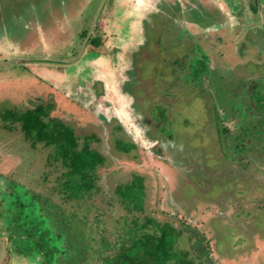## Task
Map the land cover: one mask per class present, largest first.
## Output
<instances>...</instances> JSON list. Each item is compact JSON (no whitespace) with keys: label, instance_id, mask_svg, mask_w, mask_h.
I'll list each match as a JSON object with an SVG mask.
<instances>
[{"label":"flooded vegetation","instance_id":"1","mask_svg":"<svg viewBox=\"0 0 264 264\" xmlns=\"http://www.w3.org/2000/svg\"><path fill=\"white\" fill-rule=\"evenodd\" d=\"M19 1L25 3L29 1L36 7L41 6L37 0ZM65 1H52V6L58 9L70 3L67 0L66 4ZM82 1L85 4L92 0H79L80 6L83 5ZM215 1L219 5L217 9L219 13L225 12L227 15L225 9L230 10L231 13L227 16L230 17L229 19H235L241 3L236 0ZM192 3V0H98L99 11L97 12L98 8L95 9V12L89 16L90 22L87 23L88 19L87 24L80 32L78 31L80 34L78 41L71 39L70 48L59 57L49 53L51 46L47 42L56 38L55 27L60 29L62 26L60 17L55 19L52 15L51 7L44 9L41 16L36 15L34 22L33 19L29 20L30 17L24 14L23 9L13 13L14 21H8L2 12L0 72L4 71L7 65L15 64L28 79L23 82L27 89L24 95H20L22 98L17 103H21L19 108L1 113L0 118V238L5 246V251L0 246V257L3 256L0 264H92L94 262H91V258L95 256L94 253L99 254L97 264H104V257L113 251L112 246L115 243L119 245L121 241L127 239L125 232L124 235L119 233L118 239L115 237L111 240L104 229L99 230L95 226L99 218H95L93 227L86 217L87 214L82 216L75 209L77 204H82L83 207H87V212L93 207L94 202L92 203L91 200L102 189L99 184L98 169L107 162L108 158L92 144L101 138L95 132L78 135L73 123L67 122L62 114H52L56 107L61 105L64 108L63 112L66 110L68 115L90 118L89 123L92 126L93 118L96 117L101 123L108 124L111 120L102 112L104 108L106 109L104 103H100L104 100L118 103V107L112 109L116 113L114 117L118 119L112 129L123 131L124 125L132 128L130 133H133V140L128 141L120 136L114 138L117 152L128 154L143 142L142 139H138L141 134L137 123L144 135L154 143L150 146V151L158 170L157 172L152 170V175H148L155 177L157 184L155 190L160 191L161 197L166 202L170 196V201L175 204L171 216L178 218L179 215L181 223L177 226L170 220L159 221L152 216L142 217L137 214L145 210L148 199L147 175L137 172L132 173L131 179L118 182L114 188L117 201L127 210L133 211V219L142 220L141 227L155 221L161 227L171 228L176 247L187 253L188 262L191 264L204 262V264H264V68L256 69L250 66V62H255L252 60L255 53L249 54L244 50L243 43L251 33L255 32L261 46L260 50L264 52V41L259 42L261 34L258 31L263 30L264 25L260 24L257 16L254 20L257 22L253 27L248 28L235 44L230 39L239 35L236 34L240 27L236 28L237 25L235 26L228 18L227 21L218 23L213 22L214 19L211 18L212 23L208 22L204 19L208 15L201 11V6L192 7L194 5ZM249 8L258 15L261 9L264 10V0H249ZM66 12L65 18L69 17L68 14L71 17L69 10ZM25 18L26 26L34 28L35 38L32 43L23 47L15 34L11 33L22 32L23 26H20V20L24 21ZM168 24L174 25V29L168 31L172 33L170 35L166 33L169 29ZM124 28L129 32L128 40L125 39L127 32L123 33ZM151 30L156 34V42L154 41L156 45L160 46V40L164 36H171L175 37L173 42H177L185 50L173 58L169 89L180 87L182 82L187 84L197 82L200 88L203 86L210 90L211 99L213 96L219 101L217 125L232 155L230 167L235 172L229 174L228 178L236 185H240L239 193L223 198V193L226 191L223 186L220 197L216 195L215 199L210 201H213L212 203L201 205L200 201L194 198L195 208L185 204L180 198L172 197L169 191L172 179L170 172L171 166L176 161L168 152L170 145L164 147L153 131L157 125L156 119L147 120V113L151 111L150 107L153 103H150L146 109L141 107L143 96L137 93L134 85L141 82L138 64L137 68L128 70L123 85L119 82L120 92L129 96L131 104L128 105L136 118L134 123L125 120L127 100L119 96V89L117 91L116 88L117 67L121 56L129 52V45H133L136 49L138 43H142ZM120 33L123 35L121 36ZM36 41H39V44ZM41 44L45 47L41 49L40 55L31 56L35 47H41ZM232 48L238 55L236 62L241 61L245 65L242 69L243 74L233 81L235 82L233 87L225 89L222 86L217 93L215 90L213 93L211 80L215 77V73L221 75L220 83L223 84L225 77L227 81L229 80L227 72H231V67H234L232 64L217 68L218 62L216 63L213 56L214 50L215 53H221L222 50L230 51ZM219 69H222V72H219ZM156 79L151 83V88L148 87L153 92L155 102L166 98L161 94L164 83L160 73ZM5 84V79L0 77V86ZM190 86L188 85V88ZM93 89L98 91L97 97ZM32 93L37 94V99L31 100L32 106L24 107V98L31 99ZM42 95L44 100L41 99ZM93 97L99 100L95 106L92 105ZM157 106L160 107L157 114L164 118L168 117L169 105L158 103ZM81 107H86L87 111ZM28 115L33 116V121L43 120L45 127L41 128L40 125L34 124L28 128L25 125ZM55 124L58 126L62 124L73 133L77 138L79 149L87 147L85 151L92 152L90 156L87 153L89 157L84 158L92 163V168L78 171L74 167L72 160L74 154L69 152L67 145H63L67 143L65 138L62 137L63 140H60L55 135L60 130ZM55 138L59 139L57 141L60 143L56 142ZM160 181H163L162 184ZM137 182H140V188L146 193L145 201L141 202L143 205L133 203L134 198L128 199V196L123 195L124 186L130 189ZM107 203L110 204L111 201ZM204 206L205 213L202 214ZM95 208L100 210L97 206ZM241 209L238 214L237 211ZM235 213L246 219V224L238 227L237 238L248 239L243 243H236L241 246V250L235 254L227 247V249L222 248V241L218 239L217 231L213 228L214 247L217 246L219 252L217 253L215 249L213 256L209 251L211 240L200 232L199 227L193 228L192 233L197 234L195 237L184 233L185 230L192 228L190 223L191 220H196V215L207 217L208 214H212L210 219H213V222L219 221L221 225H227L231 224V221L233 223L232 217ZM125 218L126 216L122 221ZM147 229L153 231L150 227ZM32 230L42 235V242L45 241L46 245L42 244L41 247L36 245ZM188 243L197 252L186 248ZM89 252L92 254L89 255ZM222 254L226 257L221 256Z\"/></svg>","mask_w":264,"mask_h":264},{"label":"rangeland","instance_id":"2","mask_svg":"<svg viewBox=\"0 0 264 264\" xmlns=\"http://www.w3.org/2000/svg\"><path fill=\"white\" fill-rule=\"evenodd\" d=\"M37 1L41 6L36 7L33 4H30L29 1L25 3L19 0H0V15L3 12L8 21H14V18L12 17L13 13H17V10L23 9L24 14L26 13V15L30 17L29 20L33 19L34 22L36 15L41 16V12L44 11V9H49V7H51L52 15L55 17V19L60 17L59 19L62 22L60 29L55 27V29H57L56 38H54L52 41H47L51 46L49 47V53H51L54 57L62 56L66 49L70 48V43L72 40L75 42L78 41L80 38L78 31L80 32L83 26L90 22L89 16L95 12V9L98 8L97 12L100 9V6H98V0H92L89 3L86 2L85 4L83 3L84 1H82L81 3H83V5L81 4V6L79 5V0H68V2H70L69 4H67L66 0V6L68 7L63 5V7L58 9L53 8L52 1L57 2L61 0ZM192 1V4H194L192 7L201 6V11L203 13L206 12L204 14H207L208 16H206L204 19H206L208 22L211 21V18L214 19L213 22L215 23L223 22L225 20L227 21L230 18L227 16L229 13H231L230 10L225 9L227 11V15L225 12L219 13V11H217V9H219V5H217L218 3L215 0ZM228 1L231 2L230 0ZM236 2L241 3L239 11H237L238 14L236 13L237 17L235 16V19H229L235 24V26L237 25L236 28H241L240 30H237L236 35H239L235 36L234 39L233 37L230 39L231 42H234L235 44L237 41H239L240 37L243 36V33H245L248 28L253 27V25L257 22H254V20L257 19V16H259L258 21L260 24L264 25V10L261 9L260 13L257 15L254 14L251 8H249V0H236ZM100 4H102V1H100ZM68 10L69 13H71V17L68 14L69 17L65 18V12ZM26 21V18L24 21L20 20V26H23L22 32L13 31L11 33L15 34V37L17 40H20V44L23 47L32 43V40L35 38L33 32L34 28L29 25L26 26ZM32 24L34 27H36L34 23ZM103 25L104 24L101 23V26ZM168 25L169 29L166 33L170 35L172 33H169L168 31L170 29L172 31L174 29V25ZM263 30H258L261 34L259 42L264 41ZM124 32H127V37L125 39L128 40L130 37L128 34L129 32L128 30H125V28L123 33ZM120 35L122 36L123 34L120 33ZM155 37L156 34L152 30L148 31L147 38L142 40V43H138V46L136 47L137 51H135L136 49L133 45H129V52L120 58V62L117 67L118 79L116 88L117 91L119 89V96L121 95L122 98H125V101L127 100L125 102L127 104L125 109V120L130 123H134L136 118L135 114L129 107L131 104L129 96L126 93L120 92L119 82L120 85H123L127 77L126 73L128 70L137 68L138 64L140 67L138 68V75H140L139 80H141V82L135 83L134 85L137 88V93H140L143 96L141 107L146 109L147 106L149 107L150 103H153L150 107L151 111L149 110L150 113L146 110L148 112L147 120L150 121L152 118L156 119L157 125H155L156 127H154L153 131L156 133L164 147L168 144L170 145L171 148L168 150V152L171 154L172 159L176 161V163L171 166L172 169L170 172V176L173 180L171 179L169 191H171L172 197L174 199L180 198L185 204L193 206L194 198L199 200L201 205H204L209 203L212 199H215L216 195H218L217 197H220L224 187L226 191L223 193V198L227 197L228 195H235L236 193H239L238 188L240 185H236L232 179L229 180L228 178V176H230L229 174L235 172H233L232 167H230L232 155L230 154L223 139V135L221 132H219V126L217 125V110L219 109V101L214 99L213 96L211 99L210 90H208L206 87L203 88V86L200 88L197 82V85L195 82L189 84L182 82L183 84H181L180 87L169 89L171 83L170 75L172 74V62L174 61L173 58H176L178 54H181L182 51L185 50L180 45H178L177 42H173V38L175 37L164 36L160 40V46L154 43ZM257 38L258 36L255 32L251 33L243 42L245 46L244 50H246L249 54L255 53L252 58V60L255 62H250V66L256 69H263L264 59L261 60V57H263L264 52H261V46L259 45ZM36 42L39 44V41ZM44 47L45 46L42 44L41 47L36 46L34 52L31 53V56L34 54L40 55V51ZM187 51L190 52V50ZM213 56L216 59V63L218 62L217 68H221L223 66L227 67L234 64V67H231V72H227L229 80L227 81L226 77L224 76L225 79L222 81L223 84L220 83L222 80L221 75L219 73L216 75L214 72L215 77L211 80V85L213 87V93L214 90L217 93L219 88H222V86H224L225 89L230 86L233 87L235 83L233 81L243 74L242 69L245 65H243L241 61L236 62L238 55L233 50V48L230 49V51L222 50L221 53H215L214 50ZM20 71L21 70L18 69L15 64H11L7 65L4 71L0 72V77L6 81L5 85L0 86V118L1 113L8 112L7 110L12 108H19V105H21V103H17L22 98L20 95H24L27 89V86L25 87V83L23 82H25L28 78L26 74H22ZM220 71L222 72V69H219V72ZM159 73L161 74V80H163L164 83V89L161 91L163 93L161 94L165 95L166 98L155 102L156 99L153 97V92H151L149 88H151V83L157 80L156 78L159 76ZM184 81L186 80L184 79ZM145 85L147 87H145ZM188 85L191 86L188 88ZM93 90L97 97L99 95L98 91H96V89ZM30 97L31 99H28L29 97L24 98V107L31 105V103H33L31 100L37 99V94L32 93L30 94ZM41 99L44 100V95H42ZM93 100V106H95V103H99V100L94 97ZM100 103H104V107L107 109L106 110L104 108L102 112L106 114V117L108 116L110 118L111 121H109L108 124L101 123L98 117H96L93 118L94 122L92 126L91 123H89L90 118L84 119L82 118V115H68L66 110L63 112L64 108L61 105L56 107V109L52 112L53 115L62 114L63 118L67 122L73 123V125L76 127V133L78 135L95 132L101 139L99 141H94L92 143L93 147H96L108 158L107 162L98 169L100 175L99 184H101L102 189L91 200L92 203L94 202L93 207L88 209L86 212V206L83 207L82 204H77L75 209L78 210L79 214L82 216L87 214L86 217L89 220L90 225L93 227L95 225V218H99L100 220L97 221V225L95 226H97L99 230L104 229L111 240H114L115 237L118 239L119 233L124 235L126 232L127 239H131L132 241L136 236H140L142 231L150 232V230L147 228L150 227L151 230H154L156 225L159 224L153 221L148 226L141 227L142 220H134L132 217L133 211H129L124 208L120 202L117 201V196L114 192V188L118 182L131 179L132 173L137 172L147 175L146 185L148 189V199L145 205V210L141 213L138 212L137 214L142 217L152 216L159 221L170 220L173 221L177 226H180L181 222L179 215L178 218L177 216H175V218H172L171 216L175 210V204L170 201V196L167 198L168 202H166L165 199L161 197L160 191L156 192L155 188L157 187V184L155 177L149 176L152 175V170H155L156 172L158 170V166L155 163L153 154L150 151V146L154 143H152L144 135L142 128L137 123L136 125L138 127V131L141 134L138 139H142L143 142H140L138 147L128 154L117 152L114 145V138L120 136L128 141L133 140V133H130L132 128H127L124 125L123 131L113 130V125L117 123L118 119L114 117V114L116 113L115 110L112 109H114V107L117 108L118 103H109L105 100ZM158 103L165 105L167 104V106L169 105L170 113H168V117L164 118L159 113L157 114L158 109H160V107L157 106ZM81 108L87 111L86 107ZM162 182L163 181H160V184H162ZM139 183L140 182H137L135 186L130 189H128L127 186H124L123 195L128 196V199L134 198L132 201L133 203L135 202L137 204H142L141 202H143V200L145 201L146 193L144 189L140 188ZM225 184H227L228 188ZM244 195L247 196V194ZM108 201H111V203H107ZM95 206H97L100 210H97ZM82 208H84V210ZM205 208L206 207L204 206L202 209V214L205 213ZM245 209L247 208L245 207ZM241 211L242 209L237 211V213L239 214ZM238 214L235 213L232 217L233 223L231 221V224L227 225H221V222L219 221L213 222V219H210L212 218V214H208L209 216L207 215V217H202L201 214L196 215V220H191L190 223L192 228L185 230L184 233L185 235H193V237H195L197 234L192 233L193 228L199 227L200 232L204 233L206 237L208 239L210 238L209 240H211L209 243V251H211V254L215 249L217 253H219L218 249L216 248L217 246L214 247L215 243L212 231L213 228L217 231L215 232L218 236V239L222 241V248H228L233 252V254H235L241 250V246L237 245L236 243H243L245 240L248 241V239L244 237L241 239L237 238L236 234L239 233L238 227H243V225L246 224V219H244L242 216H239ZM124 216H126V218L124 221H122ZM211 223L214 224L211 225ZM186 248L191 250L194 249L189 243L186 245ZM193 252L197 251L193 250ZM91 254L92 253L89 252V255ZM94 254L95 256L91 258V262H94L92 264H97L96 261L99 259V254ZM217 255L220 256V254ZM221 256L226 257L225 254H222Z\"/></svg>","mask_w":264,"mask_h":264},{"label":"trees","instance_id":"3","mask_svg":"<svg viewBox=\"0 0 264 264\" xmlns=\"http://www.w3.org/2000/svg\"><path fill=\"white\" fill-rule=\"evenodd\" d=\"M27 121L25 125L29 126L38 124L41 128L45 127V123H42L43 120L39 122L33 121V116L28 115L26 117ZM58 126L57 124H55ZM58 130L55 135L59 137L60 140H65L69 148V152L73 153L72 160L75 164L74 167L78 171H84L87 168L90 169L93 167L92 163L87 162L84 158L89 157L92 152H87V147L79 149L77 147V138L70 133L68 129L62 124L58 126ZM44 133V132H43ZM48 137H52L48 135ZM59 139H54L56 142ZM53 140V141H54ZM87 153L89 156H87ZM94 154V153H93ZM23 216V214L21 215ZM27 217V215H25ZM157 230L150 232L142 231L140 236H136L132 241L131 239H125L119 243L117 246L116 243L112 246L113 251L104 257V264H191L188 262L187 253L184 250H180L176 247L174 239H172V230L168 227H161L157 225ZM32 234L35 236L36 245H46L45 241L42 242V235H38L34 230ZM42 245V246H43Z\"/></svg>","mask_w":264,"mask_h":264},{"label":"water","instance_id":"4","mask_svg":"<svg viewBox=\"0 0 264 264\" xmlns=\"http://www.w3.org/2000/svg\"><path fill=\"white\" fill-rule=\"evenodd\" d=\"M0 246H1V248L3 249V251H5V246H4V243H3V241L1 240V238H0ZM2 258H3V256L0 257V262H1Z\"/></svg>","mask_w":264,"mask_h":264}]
</instances>
